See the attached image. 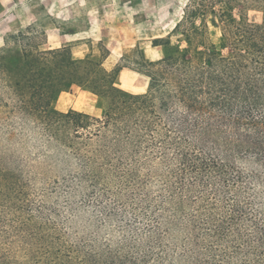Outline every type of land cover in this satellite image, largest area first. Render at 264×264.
Listing matches in <instances>:
<instances>
[{
    "label": "trees",
    "instance_id": "1",
    "mask_svg": "<svg viewBox=\"0 0 264 264\" xmlns=\"http://www.w3.org/2000/svg\"><path fill=\"white\" fill-rule=\"evenodd\" d=\"M43 45L28 27L0 49V264H264V0H189L160 59L112 70L102 42ZM74 87L101 116L56 108Z\"/></svg>",
    "mask_w": 264,
    "mask_h": 264
},
{
    "label": "rangeland",
    "instance_id": "2",
    "mask_svg": "<svg viewBox=\"0 0 264 264\" xmlns=\"http://www.w3.org/2000/svg\"><path fill=\"white\" fill-rule=\"evenodd\" d=\"M188 1L0 0V49L11 34L34 27L44 49L70 46L74 57L79 59L87 55L99 58L102 42L110 50L104 63L108 70H112L123 55L130 61L137 60L136 50L155 61L164 55V49L154 48L152 41L172 33ZM236 15L238 17V11ZM246 17L250 22L262 21L259 12H249ZM207 24L211 40L219 46L222 32L218 18L208 16ZM179 39L178 35L172 37L175 44H181ZM117 84L126 91L141 94L147 91L149 80L126 68L118 76ZM55 106L62 112L74 109L93 116H101L103 111L97 96L78 87L62 93Z\"/></svg>",
    "mask_w": 264,
    "mask_h": 264
},
{
    "label": "crops",
    "instance_id": "3",
    "mask_svg": "<svg viewBox=\"0 0 264 264\" xmlns=\"http://www.w3.org/2000/svg\"><path fill=\"white\" fill-rule=\"evenodd\" d=\"M74 7H72V9H73ZM63 46H66V45H63ZM63 46H61V47H63ZM61 47H59V48H61ZM50 49H57V48H50ZM123 72V71H122ZM121 74V73H120Z\"/></svg>",
    "mask_w": 264,
    "mask_h": 264
}]
</instances>
